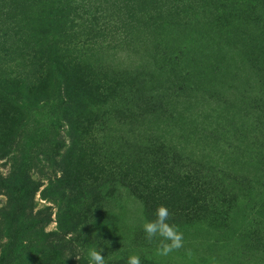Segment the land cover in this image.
I'll use <instances>...</instances> for the list:
<instances>
[{"label": "rangeland", "instance_id": "rangeland-1", "mask_svg": "<svg viewBox=\"0 0 264 264\" xmlns=\"http://www.w3.org/2000/svg\"><path fill=\"white\" fill-rule=\"evenodd\" d=\"M17 190L13 264H264V0H0V259Z\"/></svg>", "mask_w": 264, "mask_h": 264}, {"label": "clouds", "instance_id": "clouds-1", "mask_svg": "<svg viewBox=\"0 0 264 264\" xmlns=\"http://www.w3.org/2000/svg\"><path fill=\"white\" fill-rule=\"evenodd\" d=\"M171 215L166 206L159 205L154 212L155 218L145 220L142 225L145 237L149 242L159 238L156 252L160 256H168L184 247V234L177 225L169 222ZM102 253V248H90L87 254L88 264H106ZM187 254L190 256L191 250H188ZM126 264H141V259L139 255L132 254L127 257Z\"/></svg>", "mask_w": 264, "mask_h": 264}, {"label": "trees", "instance_id": "trees-1", "mask_svg": "<svg viewBox=\"0 0 264 264\" xmlns=\"http://www.w3.org/2000/svg\"><path fill=\"white\" fill-rule=\"evenodd\" d=\"M24 194L20 193L17 190V196H16V201L14 205L12 206V217L10 219V223L7 227V237L8 241L6 243V249L5 253L3 254L2 258L0 259V264H13V253L15 250V247L17 245V238L18 235L20 234L19 230V223L16 224V219L22 216L23 214V199H24Z\"/></svg>", "mask_w": 264, "mask_h": 264}]
</instances>
